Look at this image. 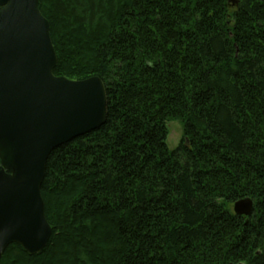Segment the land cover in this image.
I'll return each mask as SVG.
<instances>
[{"label":"trees","instance_id":"trees-1","mask_svg":"<svg viewBox=\"0 0 264 264\" xmlns=\"http://www.w3.org/2000/svg\"><path fill=\"white\" fill-rule=\"evenodd\" d=\"M38 8L53 74L101 78L107 114L47 158L46 246L10 244L0 264H264V0ZM243 197L248 217L232 211Z\"/></svg>","mask_w":264,"mask_h":264},{"label":"water","instance_id":"water-1","mask_svg":"<svg viewBox=\"0 0 264 264\" xmlns=\"http://www.w3.org/2000/svg\"><path fill=\"white\" fill-rule=\"evenodd\" d=\"M56 63L38 0H0V258L10 244L29 254L46 246L51 227L41 184L47 158L106 119L101 78L56 76ZM253 208L249 197L232 205L245 217Z\"/></svg>","mask_w":264,"mask_h":264},{"label":"rangeland","instance_id":"rangeland-1","mask_svg":"<svg viewBox=\"0 0 264 264\" xmlns=\"http://www.w3.org/2000/svg\"><path fill=\"white\" fill-rule=\"evenodd\" d=\"M167 127V138L166 145L169 150L174 149L180 142L182 136V126L178 121H168L166 124Z\"/></svg>","mask_w":264,"mask_h":264}]
</instances>
